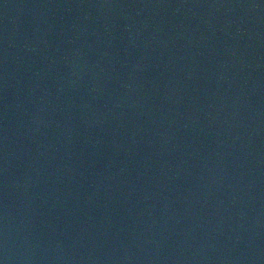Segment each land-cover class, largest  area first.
I'll use <instances>...</instances> for the list:
<instances>
[{
	"label": "water",
	"instance_id": "obj_1",
	"mask_svg": "<svg viewBox=\"0 0 264 264\" xmlns=\"http://www.w3.org/2000/svg\"><path fill=\"white\" fill-rule=\"evenodd\" d=\"M0 264H264V0H0Z\"/></svg>",
	"mask_w": 264,
	"mask_h": 264
}]
</instances>
